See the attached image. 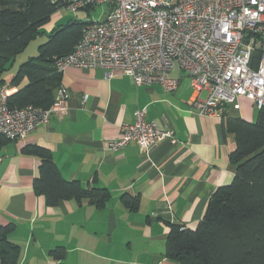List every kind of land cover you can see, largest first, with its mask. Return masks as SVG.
Here are the masks:
<instances>
[{
  "label": "crops",
  "instance_id": "0c3cea01",
  "mask_svg": "<svg viewBox=\"0 0 264 264\" xmlns=\"http://www.w3.org/2000/svg\"><path fill=\"white\" fill-rule=\"evenodd\" d=\"M0 76L7 83L13 75ZM170 76L178 86L166 91L158 84L136 85L120 72L108 76L103 68L69 66L60 76L70 92L67 109L51 114L24 140L0 136V226L15 224L8 239L20 245L17 264H54L49 250L57 245L66 249V264H176L165 255L169 225L194 229L215 190L232 180L229 154L236 144L224 121H253L254 111L253 102L239 96V109L201 115L187 74L176 66ZM139 108L146 109V121L171 130L179 142L166 139L143 152L133 142L108 149L121 122L134 121ZM33 144L51 153L65 179L105 189L104 204L82 198L47 206L33 187L40 158L23 152ZM124 195L137 202L136 209Z\"/></svg>",
  "mask_w": 264,
  "mask_h": 264
},
{
  "label": "built area",
  "instance_id": "2783aa9c",
  "mask_svg": "<svg viewBox=\"0 0 264 264\" xmlns=\"http://www.w3.org/2000/svg\"><path fill=\"white\" fill-rule=\"evenodd\" d=\"M61 1L75 14L97 4H107L108 10L101 20H88L72 51L55 60L59 74L69 66L103 68L108 76L120 72L136 85L158 84L173 91L179 79L170 72L178 66L189 77L192 104L201 115L239 109V96L256 109L264 106V0ZM11 89L0 85V136L11 141L24 140L51 114L65 111L70 98L60 84L48 108H11ZM86 99L84 95L81 104ZM145 113V108L136 109L134 121L121 122L120 136L107 142L108 149L133 142L143 152L166 139L179 142L171 130L146 121Z\"/></svg>",
  "mask_w": 264,
  "mask_h": 264
},
{
  "label": "trees",
  "instance_id": "16d2710c",
  "mask_svg": "<svg viewBox=\"0 0 264 264\" xmlns=\"http://www.w3.org/2000/svg\"><path fill=\"white\" fill-rule=\"evenodd\" d=\"M61 8H64L61 0H0V75L31 40L43 33L42 25ZM92 8L82 10L89 13ZM85 23L72 18L53 28L46 41L38 46L37 55L18 65L7 82L10 87H18L7 98L9 107L51 105L61 79L55 60L72 51ZM24 80L27 82L22 85ZM5 83L0 76V85ZM257 111L253 121L239 116L224 121L236 144L229 154L232 180L215 190L194 229L181 223L169 225L165 255L176 264H264V106ZM1 137L3 141H11ZM23 152L40 158L33 187L44 196L47 206L86 198L99 207L108 198L103 188L86 187L77 179H65L45 147L27 145ZM123 200L128 207L136 209L137 202H131L125 195ZM14 228L12 222L0 226V264L18 262L20 245L8 239ZM49 255L54 264H66L64 246L53 247Z\"/></svg>",
  "mask_w": 264,
  "mask_h": 264
},
{
  "label": "rangeland",
  "instance_id": "374dc122",
  "mask_svg": "<svg viewBox=\"0 0 264 264\" xmlns=\"http://www.w3.org/2000/svg\"><path fill=\"white\" fill-rule=\"evenodd\" d=\"M108 5L107 4H97L92 9H90L89 13H86L85 11H78L77 14L70 11L67 8H61L57 12H55L53 15L50 16L49 20L53 23L54 27H57L61 24H65L67 21L71 20L72 18H79L84 21L88 20H101L105 14L107 13ZM48 20V21H49ZM49 21V23H50ZM41 30L43 33L38 35L35 39L31 40L28 45L25 47V49L16 55L14 61L10 65L8 69H6L2 76L3 78H7L15 74L18 65L27 60L30 57L36 56L38 53V46L46 41L47 35L51 32L52 27L50 25H46L45 23L42 25ZM254 111V118L255 120L257 109L255 107L251 106Z\"/></svg>",
  "mask_w": 264,
  "mask_h": 264
}]
</instances>
